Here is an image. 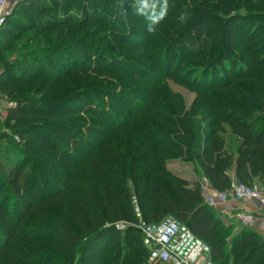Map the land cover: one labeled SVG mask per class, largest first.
<instances>
[{
  "label": "trees",
  "instance_id": "obj_1",
  "mask_svg": "<svg viewBox=\"0 0 264 264\" xmlns=\"http://www.w3.org/2000/svg\"><path fill=\"white\" fill-rule=\"evenodd\" d=\"M62 1L54 8L44 0L22 1L26 6L36 5L39 13L52 11L38 19L40 31L36 35L41 36L37 44L42 46L3 47L5 28L17 18L21 1L2 28L0 57L5 50L14 49L16 53L13 67H18L19 75L14 86L44 75L56 78L52 71L40 67L32 71L33 67L25 63L39 52L45 58L58 53L63 49V40L71 42L74 33L82 35L73 38L71 45L101 43L108 62L88 65L87 69L74 67L64 72L66 77L58 76L59 81L69 78L71 90L55 104L45 106L29 96L15 99L17 104L8 109L7 126L14 129L19 140L29 149L32 141L38 142L46 151L61 156L69 170L64 185L47 197L38 193L36 184L32 187L35 167H21L19 158H10L8 182L16 197H24V190L28 201L15 225L0 196L4 229L0 264H144L149 251L142 233L132 225L139 221L137 209L146 223H159L172 216L187 225L209 245L215 264H264V235L251 226H241L240 231L231 234L235 226L224 223L220 211L206 202L202 182L181 177L167 167L173 156L193 163L216 190L227 191L234 159L224 131L227 125L237 143L236 177L249 186L256 179L264 181V0H85L81 4L77 0L82 5L80 11L74 0L63 1L64 7ZM143 1L151 10L144 37L132 35L117 22L110 23L117 15L143 24L134 13ZM98 9L107 12L104 18L95 15L98 12L93 10ZM159 15H163L160 20ZM15 35L9 31L6 37L14 39ZM111 41L117 42L119 53L109 46ZM176 50L180 54L192 50L194 54L188 52L186 57L194 60L196 69L188 73L184 70L181 75L183 65L172 59ZM119 54L142 55L137 61L124 62L118 59ZM20 61L22 65L17 63ZM216 68L224 72L220 73V82L217 76L206 78ZM140 71L159 75L150 80ZM36 73L41 76L35 77ZM84 75L114 78L110 86H121V91L109 85L100 90L126 100L132 96L131 86L144 80L149 87L142 86L140 91L147 97L146 105L116 118L110 110L104 111L99 101L98 109L90 116L92 123L87 125L88 139L55 117L64 114L60 111L70 108L74 101L75 107L83 100L87 104L94 100L95 89L73 81ZM165 78L196 92L190 108L183 109ZM43 86L41 83L37 90ZM83 87L84 93L79 91ZM9 93L13 98L19 91ZM27 116L52 118L54 122L38 126L26 121ZM47 126L61 132L76 151L70 154L60 140L51 143V135L44 130ZM83 138H87L89 149L86 156L78 158V150L85 144ZM235 142L231 144L235 146ZM65 155H71L73 161ZM122 221L129 223L123 236V230L116 226Z\"/></svg>",
  "mask_w": 264,
  "mask_h": 264
},
{
  "label": "rangeland",
  "instance_id": "obj_2",
  "mask_svg": "<svg viewBox=\"0 0 264 264\" xmlns=\"http://www.w3.org/2000/svg\"><path fill=\"white\" fill-rule=\"evenodd\" d=\"M20 4L18 5L17 10V18L14 20H11L10 23L5 28V37L3 39V47H6L7 45H14V46H21L24 44V46H27V49H31L32 47L36 46H42V44H37L38 38L41 36H37V32L40 31L38 27L39 20L42 18V16L49 14L52 12L49 10L47 13H39L38 9L35 6H31L30 4L28 6L25 5V3L22 4L23 0H20ZM47 1L48 5H50L52 8H54L60 0H44ZM65 1V0H63ZM61 2V6L64 7V2ZM123 2H128V0H122ZM85 0H81V3H84ZM19 3V2H18ZM17 3V4H18ZM102 4V2H98ZM75 6L78 5V9L80 11L81 6L78 4L77 0H74ZM148 3L145 1L142 2L141 7L139 10H134L135 15L140 16L143 24H138L137 22H133L132 19L128 18H122L118 17L117 15H113V18L110 19V23L117 22L121 25L122 28L127 30L129 33H131L134 36L142 35L144 37L145 32L149 30V17L151 16V10L149 9ZM129 5V4H128ZM87 6H90V3L87 4ZM95 12H98V15L95 14L97 17L101 16L104 18L106 15L103 10H93ZM62 12V8L60 9L59 13ZM163 17V15H159L157 17L158 20H160ZM39 21V22H38ZM158 21L154 24L157 25ZM153 26L152 23L150 25ZM24 29H29L27 31H24ZM134 30V31H133ZM11 31L12 33H15V37L10 38L6 37L7 32ZM119 35L121 36L120 31H118ZM35 34V37H34ZM82 34H76L74 33L71 36V42H74L75 40L73 38H77ZM193 37H197L196 35ZM30 38V39H27ZM139 39V38H138ZM197 39V38H196ZM188 40V39H187ZM186 40V41H187ZM65 43L63 44V49H61L58 53L52 54L49 58H45L41 52H39L36 55L30 56L29 61H27L25 64L31 65L30 67H33L31 70H36L37 67H40L41 69L48 71H52L54 73V77L56 78H49L47 75H44L42 77L41 74H35V77L39 75L40 79H37L30 83H23L18 84L14 86V82L16 80V77H18V67H13V63L16 62V57L14 58V49L13 50H5L0 57V196L1 201L6 204V211L7 213L13 215V220L15 222V225L19 222V217H21V214L23 213V204H25L28 201L27 195L24 194V190L22 191V195L24 197H16L11 189V175L8 174L9 167H11V159L12 157L16 156L20 159L19 166L25 167L26 165H33L35 167L36 175H35V183L37 185L38 193L43 194L47 197H51L50 195L56 193V191L59 189V186H63V182L65 181L66 173L68 172L69 168L67 166H64L62 164V160L60 159L61 156L56 155L52 153L51 151H46L43 147H41L38 142L32 141L34 144L30 147L26 146L24 142H21L19 140V137L17 134H15V131L13 128L7 126L6 118H7V111L10 107L17 104L15 99L19 98H28L29 96H32L33 98H37L39 101L47 105L55 104L57 98L61 97L62 95H68L70 92V80L69 78L65 81L62 79V81H59L57 78L58 76H63L67 71H72L75 69L74 67H83V69H87L86 66L88 65L92 66H99L100 63H107V52L105 49V46L101 43H95L94 45L91 44L88 46L86 45H71L70 41L63 40ZM27 42V43H26ZM67 44V45H66ZM117 42H110L109 46L116 48L117 53L120 52V48H117L116 46ZM95 47H93V46ZM129 45V44H127ZM101 47V48H98ZM24 53L25 50H21V53ZM69 51H74L73 54H71ZM180 50H176L173 53L172 59L174 63H178L183 65L181 72V75L184 70H187L188 73L189 70L196 69L197 64L194 62V60H191L190 58H187L186 55L189 52L190 54H194V52H191L192 50H189L186 54H180ZM116 53V54H117ZM63 54V55H62ZM142 55V54H140ZM140 55L131 56L129 55H121L119 54L120 61H137L140 59ZM237 55V53H236ZM59 60V61H57ZM61 60H65V62L59 64ZM182 62V63H181ZM19 65L20 62H17ZM9 65V66H8ZM22 65V64H21ZM191 65H194L195 67H191ZM141 66V65H140ZM121 68L130 69L128 66L120 65ZM143 67V66H141ZM145 67V66H144ZM12 68V71H9V69ZM213 71V72H212ZM65 72V73H64ZM141 73L146 74L145 77H148L150 80L155 79L156 76L159 74L156 72L154 75H150L151 73H146L144 71H140ZM69 73V72H68ZM220 73L218 69L216 68L211 69V72L207 75V79L214 78V76H217V80L220 82ZM68 74H66L64 77H66ZM193 76V74H192ZM191 76V77H192ZM72 79V77H71ZM167 83L170 85L171 90L175 92L174 94H177L183 104V109L190 108V106L194 103L196 99V92L193 90H190V88L186 87L182 83L175 82L173 80H167ZM216 80V81H217ZM73 81L77 82L78 84H84L87 87H90L92 89H95V98L94 100H90L88 104L86 102L81 101L79 106H73L77 102H72L70 108L63 109L60 112H63L64 114L56 115L55 117L57 119H61L59 121L65 122L66 125H68L69 129H73L74 131L82 134L84 137H87L88 139L91 137L88 136V130L87 125L92 123V118L90 117L92 112L98 109V102L102 101L101 104L105 107L104 111L112 112L113 116L117 115L116 118L120 115H124L126 111L129 109L131 110H139V105H146V95L144 92H141L140 89L149 87V83H145L144 80L142 82L137 83L136 85L131 86L129 93L132 96H129L128 99H120L115 97H111L110 92H107L105 90H100L101 87L105 85H109V88H115L118 92L121 91V86L119 87H112L110 85H114L115 79L109 78V77H101V76H90V75H84L83 77H76L73 78ZM128 81V80H127ZM126 81V82H127ZM209 81V80H208ZM43 83V88L37 90L40 86V84ZM13 89H17L19 91V94L14 95L12 98L10 96L9 91H12ZM37 90V92H35ZM86 88H80L79 91H83L82 93L86 92ZM64 91V92H63ZM35 92V95L33 93ZM9 93V94H8ZM52 97L49 99V97ZM82 99H85L84 96L81 97ZM132 100V101H130ZM126 103V105H123ZM77 105V104H75ZM103 106L101 109H103ZM26 121L29 123H34L38 126H40L41 123H52V118H46L42 119L39 116H27L25 117ZM116 122V120H113ZM118 122V120H117ZM43 124V125H44ZM45 133L51 135V143H54V140H60L63 142L66 149L70 150L69 153L73 154L74 147L68 143L67 139L62 136V133L55 130L52 126L45 127ZM225 135H228V140H231L230 128L225 125ZM45 134V135H46ZM47 136V135H46ZM87 138H83L82 140L85 142V144H81L80 149L78 150L77 157H83L86 156V150L89 149L87 143ZM55 141V142H56ZM8 148H10L8 150ZM62 150V149H60ZM9 151L7 154L6 152ZM11 153V156L9 155ZM63 153V152H61ZM67 157L68 161H73V157L71 155H65ZM13 159V158H12ZM167 167L172 170L174 173L180 175L181 177H184L186 179H195L199 178L200 174L195 169V166L193 163L186 162L184 160H181L179 158H175L173 156L172 159H170L168 162ZM64 180V181H63ZM56 188V189H55ZM132 193L134 194V191L132 190ZM24 200V201H23ZM224 223L227 225H234L235 228L231 230V234L234 232H237L238 230H241V226H250L244 225L237 221H229L222 218ZM118 225L120 224H129L125 222H117ZM134 225V224H132ZM49 230V229H47ZM123 235H125L126 230L124 229ZM48 231L45 232L47 234ZM4 235V229L2 227V223L0 221V246H2V236ZM128 249V247L126 248Z\"/></svg>",
  "mask_w": 264,
  "mask_h": 264
},
{
  "label": "built area",
  "instance_id": "obj_3",
  "mask_svg": "<svg viewBox=\"0 0 264 264\" xmlns=\"http://www.w3.org/2000/svg\"><path fill=\"white\" fill-rule=\"evenodd\" d=\"M20 0H0V32L12 15L14 7ZM206 202L214 208L223 207L230 199L264 201V194L258 187L249 186L237 179H232L227 191H218L211 195L204 191ZM138 223L134 226L142 233V240L148 249V259L144 264H215L211 257V249L191 229L172 216L165 217L159 223H146L137 209ZM237 220L250 225L255 217L251 214L238 213ZM124 230L127 224H116Z\"/></svg>",
  "mask_w": 264,
  "mask_h": 264
},
{
  "label": "crops",
  "instance_id": "obj_4",
  "mask_svg": "<svg viewBox=\"0 0 264 264\" xmlns=\"http://www.w3.org/2000/svg\"><path fill=\"white\" fill-rule=\"evenodd\" d=\"M231 137V136H230ZM228 140V138H227ZM235 142V140L231 137V140H228V149L234 153V159H233V167L230 171V174L232 176V179H237L236 177V146L237 143L235 142V146L231 144V142ZM230 144V145H229ZM191 180V179H189ZM194 180H200L202 182L203 190L208 192L211 195H216L218 193V190H216L210 181L204 177L201 176L199 178H195ZM240 181V180H239ZM252 186L258 187L261 189V191L264 194V181H259V179H256ZM223 207L217 208V210L220 211V215L222 218L229 221H237L236 215L238 213H245V214H251L255 217V220L250 224L252 228H254L256 231L264 235V201H258V200H234L230 199L229 202L226 205V212L221 213V209Z\"/></svg>",
  "mask_w": 264,
  "mask_h": 264
}]
</instances>
